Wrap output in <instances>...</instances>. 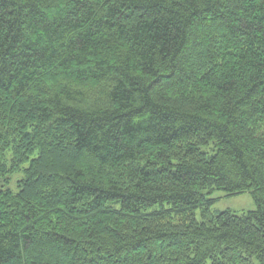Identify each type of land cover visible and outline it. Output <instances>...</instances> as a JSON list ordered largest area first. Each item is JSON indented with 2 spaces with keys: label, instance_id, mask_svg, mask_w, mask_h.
I'll use <instances>...</instances> for the list:
<instances>
[{
  "label": "trees",
  "instance_id": "trees-1",
  "mask_svg": "<svg viewBox=\"0 0 264 264\" xmlns=\"http://www.w3.org/2000/svg\"><path fill=\"white\" fill-rule=\"evenodd\" d=\"M26 162L0 264H264V0H0V179Z\"/></svg>",
  "mask_w": 264,
  "mask_h": 264
},
{
  "label": "rangeland",
  "instance_id": "rangeland-1",
  "mask_svg": "<svg viewBox=\"0 0 264 264\" xmlns=\"http://www.w3.org/2000/svg\"><path fill=\"white\" fill-rule=\"evenodd\" d=\"M203 150L212 153V149L209 146H204ZM14 158L13 150L7 149L4 154L3 161L7 163V165H11ZM29 166V162L24 163L20 169L10 173L8 175V180H6L3 176L0 179V187L11 189L14 192L19 191L18 183L20 180L24 179L25 172L24 169ZM211 198H215L216 202L212 207L213 212H220L230 210L238 215L243 213H248L249 211L256 210L257 204L255 199L253 198L250 192H244L237 195H229V193L225 190H215L212 194L209 195ZM160 205H155L151 209H159ZM197 219L202 220V211L198 210Z\"/></svg>",
  "mask_w": 264,
  "mask_h": 264
}]
</instances>
